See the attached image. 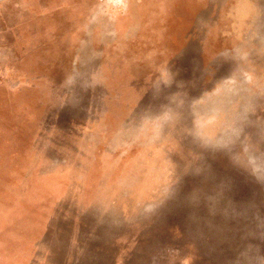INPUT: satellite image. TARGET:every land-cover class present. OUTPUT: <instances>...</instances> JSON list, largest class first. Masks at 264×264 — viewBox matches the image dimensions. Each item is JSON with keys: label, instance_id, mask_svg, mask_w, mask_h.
<instances>
[{"label": "rangeland", "instance_id": "374dc122", "mask_svg": "<svg viewBox=\"0 0 264 264\" xmlns=\"http://www.w3.org/2000/svg\"><path fill=\"white\" fill-rule=\"evenodd\" d=\"M0 264H264V0H0Z\"/></svg>", "mask_w": 264, "mask_h": 264}, {"label": "crops", "instance_id": "0c3cea01", "mask_svg": "<svg viewBox=\"0 0 264 264\" xmlns=\"http://www.w3.org/2000/svg\"><path fill=\"white\" fill-rule=\"evenodd\" d=\"M31 239H29V243H30Z\"/></svg>", "mask_w": 264, "mask_h": 264}]
</instances>
